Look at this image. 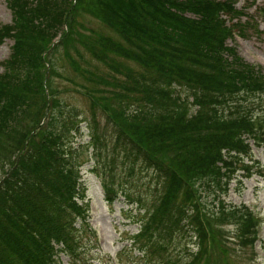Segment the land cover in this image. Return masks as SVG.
<instances>
[{
  "label": "trees",
  "instance_id": "16d2710c",
  "mask_svg": "<svg viewBox=\"0 0 264 264\" xmlns=\"http://www.w3.org/2000/svg\"><path fill=\"white\" fill-rule=\"evenodd\" d=\"M10 6L13 25L0 29V43L15 40L0 74V264H63L59 252L68 264H78L99 242L85 203L82 166L104 153L108 137L89 118L56 110L50 99L55 91L46 54L59 34L62 45H81L116 68L122 91L141 95V104L116 118L97 100L112 124L106 167L113 168L119 155L117 164L129 172L142 164L153 173L146 186L151 199L127 194L138 207L139 228L131 237L136 258L219 264L217 252L225 248L213 218L233 211L240 213L234 217L239 235L255 243L254 214L216 194L233 164L250 154L247 138L257 139L264 129L255 121L259 107L255 112L248 103L264 101L263 68L228 45L236 38L238 23L232 21L248 13L230 0H10ZM87 10L108 20L118 37L78 32L74 16ZM111 52L142 69L127 71L129 65L108 57ZM125 78L129 84L122 83ZM83 121L89 130L85 144L76 142ZM90 148L91 157L85 155ZM102 166H93L99 176ZM116 178L102 180L109 203L119 195ZM203 192L214 193L208 196L210 204L219 202L215 209H206ZM186 233L197 236L198 251L185 245L177 253Z\"/></svg>",
  "mask_w": 264,
  "mask_h": 264
},
{
  "label": "rangeland",
  "instance_id": "374dc122",
  "mask_svg": "<svg viewBox=\"0 0 264 264\" xmlns=\"http://www.w3.org/2000/svg\"><path fill=\"white\" fill-rule=\"evenodd\" d=\"M230 1L234 2L236 9H241L248 14H239L238 18L232 21L239 24L235 33L240 32L242 35L236 34V38L230 39L228 45L237 48L239 55L245 61L261 66L264 72V0ZM221 17L228 19L226 13H221ZM13 21L10 0H0V29L12 26ZM74 21L76 30L85 36L95 33L96 35L105 34L114 39L118 37L109 27L108 20L109 23L97 18L88 10L78 11ZM59 38L60 34L55 38L56 46L46 54L47 60H50L52 64L48 82L55 91V96H51L50 99L57 102L56 110L60 108L66 111L72 110L76 113V117L79 114L80 120L89 118L108 137L106 143L108 148L102 149L104 153L95 160L89 159L82 166V181L87 188L85 203L88 202L90 206L91 222L96 228L99 242L94 250H85L83 259L81 258L78 264H154L136 258L138 252L132 245L131 237L139 228L138 207L136 203L130 202L127 195L144 194L151 199L146 186H150L149 182H153L151 181L153 173L151 170H146L140 163L135 166L134 171L129 172L127 165L117 164L119 155L115 158L113 168L106 167V157L110 158L108 155L110 153H106V150H110L113 143L112 124L102 115L103 107L97 101L106 104L105 108L116 118L118 112L135 109L140 103L138 98H141V95L133 98L132 90L122 91L119 88V79L122 77H119L121 75L115 71L116 68L111 69L106 62L86 51L81 45H62ZM14 43L13 37H6L0 43V74L4 72L3 63L9 59ZM108 57L129 65L126 66L127 71L142 69L134 61L122 55L111 52ZM122 83L129 84V78H125ZM111 85L117 86V89H110ZM248 103L255 112L257 109L255 106L259 107L258 112L255 113L258 117L255 121L264 127V101H256L252 105V101L249 100ZM86 125V121L81 123L82 133L76 137V142L85 144L89 140V130ZM104 127H108L109 130ZM259 134L257 139L247 138L250 154L244 156L239 164H233L232 170L227 172L228 178L224 179L225 187L216 190L217 197L226 205L250 210L254 214L258 222V236L254 243L249 236L245 238L239 235V226L234 217H239L240 213L236 211L228 215L223 214L221 220L213 218L218 221L214 223V232L225 248L223 254L217 252L216 260L219 264H264V129ZM90 151L91 148L88 153L85 152V155L89 154L91 157ZM98 162L105 165L99 170L100 175L103 174L101 176L93 171V166ZM111 174L117 176L115 189L119 191L118 198L113 203L106 200L102 182L103 178L107 179ZM210 191L214 192V188ZM208 195L215 196L214 193L203 192L202 201L207 210H213L219 202L210 204ZM148 205H151V202H148ZM227 208L231 211L229 206ZM197 242L196 235L191 236V233H186L181 239L180 246L177 245L175 250L178 253L186 245L190 250L198 251ZM186 258H189V254L184 259ZM57 260L68 264L69 258L59 252Z\"/></svg>",
  "mask_w": 264,
  "mask_h": 264
}]
</instances>
